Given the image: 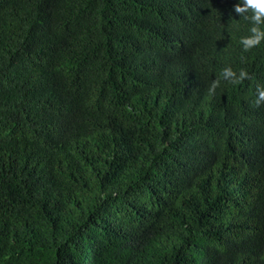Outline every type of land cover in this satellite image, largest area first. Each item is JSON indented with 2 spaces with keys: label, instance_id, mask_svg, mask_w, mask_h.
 <instances>
[{
  "label": "trees",
  "instance_id": "16d2710c",
  "mask_svg": "<svg viewBox=\"0 0 264 264\" xmlns=\"http://www.w3.org/2000/svg\"><path fill=\"white\" fill-rule=\"evenodd\" d=\"M241 3L0 0V264H264Z\"/></svg>",
  "mask_w": 264,
  "mask_h": 264
},
{
  "label": "clouds",
  "instance_id": "9594fccd",
  "mask_svg": "<svg viewBox=\"0 0 264 264\" xmlns=\"http://www.w3.org/2000/svg\"><path fill=\"white\" fill-rule=\"evenodd\" d=\"M236 11L244 13L248 12V16H243V19L254 21L256 26L250 28V32L254 35L251 38L244 37L241 39L243 49L245 52L253 48V46L259 45L264 40V30L261 29L264 24V0H242L241 4L236 5ZM223 79L232 84H238L244 79L248 78V73L241 70L239 74L234 72L231 68H225L222 73ZM219 86L218 81H213L208 86L209 94H215L216 89ZM264 102V88L258 87L256 90L255 105L259 106Z\"/></svg>",
  "mask_w": 264,
  "mask_h": 264
}]
</instances>
